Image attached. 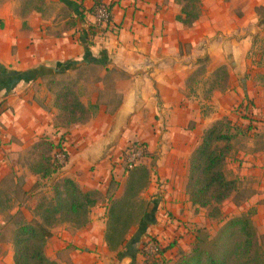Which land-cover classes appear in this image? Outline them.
<instances>
[{
    "label": "crops",
    "instance_id": "crops-1",
    "mask_svg": "<svg viewBox=\"0 0 264 264\" xmlns=\"http://www.w3.org/2000/svg\"><path fill=\"white\" fill-rule=\"evenodd\" d=\"M30 1L0 4V195L11 207L35 210L37 195L51 199L65 178L101 194L86 227L52 228L45 246L50 260L146 264L138 252L150 238L171 246L158 263L191 251L206 209L196 211L187 194L190 158L220 121L234 136L226 177L257 185L250 203L264 200V0H202L192 26L177 21L176 0H103L113 5L114 28L94 36L95 0ZM53 6L69 10L70 23L58 26L62 17L52 16ZM86 69L98 77L88 78ZM112 70L126 77L113 107L103 99ZM51 79L74 85L92 111L88 122L62 123ZM239 106L250 113L237 112ZM41 141L61 143L68 156L47 178L19 163ZM133 143L148 153L150 182L141 198L149 208L120 253H112L105 241L108 209L124 194L128 172L121 157ZM7 181L13 191H2ZM13 256L6 264H15Z\"/></svg>",
    "mask_w": 264,
    "mask_h": 264
},
{
    "label": "trees",
    "instance_id": "trees-1",
    "mask_svg": "<svg viewBox=\"0 0 264 264\" xmlns=\"http://www.w3.org/2000/svg\"><path fill=\"white\" fill-rule=\"evenodd\" d=\"M179 1L182 10L177 16V21L192 26L202 14V0ZM103 2V0H95L90 13ZM112 7V4L109 5L111 19H113ZM89 29L93 36L107 31L93 24ZM86 38L89 41L90 37ZM47 86L55 95V107L59 110V118L64 125L84 124L91 119L92 111L82 104L72 83L51 79ZM233 140L234 136L227 132V123L217 122L205 131L201 144L190 158L187 194L196 211L206 209L212 219L221 217V206L239 188L238 181L229 180L225 174L227 159L234 149ZM44 143L51 152L61 146V143L55 145L50 141H41L34 147ZM64 155L66 163L68 156L65 153ZM145 155L148 156L147 150ZM63 166L64 164L58 165L54 159L42 171L34 167L32 170L47 178ZM149 182L148 168L143 165L137 166L129 171L124 194L110 201L105 241L112 253H120L131 229L145 219L149 203L141 198V194L147 189ZM53 194L51 199H45L38 204L36 211L39 220L21 224L14 230L15 264H59L50 260L45 254L47 241L52 237V228L60 224H69L76 229L86 227L90 221L92 208L101 198L99 192H85L68 178L60 180L53 186ZM157 245L160 248L157 256L146 252L144 248L139 250L138 253L144 257L146 264L150 262L160 264L157 258L163 256L171 247L162 248L160 244ZM254 248L255 234L250 219L245 216L235 217L226 222L214 238L199 237L197 244L191 251L182 254L177 264H256Z\"/></svg>",
    "mask_w": 264,
    "mask_h": 264
},
{
    "label": "rangeland",
    "instance_id": "rangeland-1",
    "mask_svg": "<svg viewBox=\"0 0 264 264\" xmlns=\"http://www.w3.org/2000/svg\"><path fill=\"white\" fill-rule=\"evenodd\" d=\"M4 1L5 0H0V4ZM30 2L39 4L38 0H31ZM176 2L182 6L179 0H176ZM51 12L53 13L52 16L56 15L58 12L59 18L62 17L61 19H59V21H57L59 23L58 26L64 27V25L66 26L70 21L71 15L69 13V10H67L66 8L53 6ZM187 51L190 52L191 48H188ZM82 73H84V75L88 76V78L91 79L98 77V71L96 70L86 69L83 70ZM125 79H126L125 75L121 74L119 71L112 70L109 72L108 91H107L109 94L103 97V99H105L109 103H112V107L118 103L121 97V95L117 93V89L119 87L118 83L124 81ZM206 86L207 84L205 85V88L207 89ZM241 110H242L241 112L242 114L250 113L248 112V108L245 109L243 108ZM58 151H59L58 149H55V151L53 150V152H51L49 147L45 146V143L40 144V146L33 147L31 148V150L29 149L25 153L21 154L19 158V163L23 166H29V167L32 166L36 170L42 171L43 168L48 166V163L49 164L52 163V160H54L55 158L54 155L58 153ZM144 162L145 161H143L138 166H142V165L144 166ZM58 165L60 164L58 163ZM128 175L129 172L126 174V180L128 178ZM39 185L42 184L40 183ZM5 189L8 191H13L15 189V185L11 184L10 181H7L2 188V191H5ZM17 190L18 188L16 189V191ZM257 193H258L257 185L250 184V182L246 181V179L244 181L239 180L238 191L228 202L224 203L221 206L222 215L220 218L218 219L210 218L208 216L209 211L206 210L205 220L203 221L202 226L194 230L193 235H195L196 237V240H194V245L197 244L198 238L201 236L208 237L210 239L214 238L219 232V230L223 227V225L226 222H228L230 219L235 217L245 216L250 219L255 234L254 254H255L256 264H264V200H260L257 203H250L251 198H253V196H255ZM2 196L3 193L0 195V204H1L0 205V264H6L8 258L9 257L11 258L14 252L13 251L14 230L17 228V226L21 224H25L30 220L32 222L35 220H39V216L37 214L36 209L33 210V208L17 209V207L14 206L11 207L7 202H5ZM44 196L45 195L43 192L37 195L38 201L40 200L39 203L47 199ZM24 199L25 197H21V201H23ZM187 228L188 227H186V229ZM195 232L197 234H195ZM131 237L132 236L130 235L129 240L131 239ZM188 252H180L178 254L179 256H177V259H165V260L163 259V261L160 264H177L181 255Z\"/></svg>",
    "mask_w": 264,
    "mask_h": 264
},
{
    "label": "built area",
    "instance_id": "built-area-1",
    "mask_svg": "<svg viewBox=\"0 0 264 264\" xmlns=\"http://www.w3.org/2000/svg\"><path fill=\"white\" fill-rule=\"evenodd\" d=\"M109 5L105 2L99 4L94 8V11L91 13L92 17L94 18V25H99L104 29L110 30L113 27V19H111V12L109 11ZM248 106H240L237 108V112L241 113V109H245ZM242 114V113H241ZM58 153H56L55 160L60 164H65V155L62 152V149H58ZM145 146L144 144H131L129 147L125 149L123 152V155L121 157L122 163L124 164V167L127 172L133 170L138 165H140L145 159ZM154 239L150 238L144 245V250L150 254L158 255L159 254V247L157 244L159 242Z\"/></svg>",
    "mask_w": 264,
    "mask_h": 264
}]
</instances>
